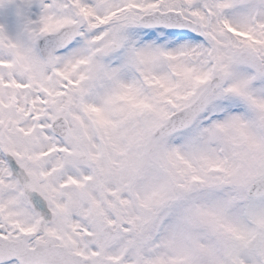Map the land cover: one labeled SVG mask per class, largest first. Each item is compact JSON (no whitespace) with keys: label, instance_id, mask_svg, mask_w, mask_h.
<instances>
[{"label":"snow or ice","instance_id":"snow-or-ice-1","mask_svg":"<svg viewBox=\"0 0 264 264\" xmlns=\"http://www.w3.org/2000/svg\"><path fill=\"white\" fill-rule=\"evenodd\" d=\"M0 264H264V0H0Z\"/></svg>","mask_w":264,"mask_h":264}]
</instances>
